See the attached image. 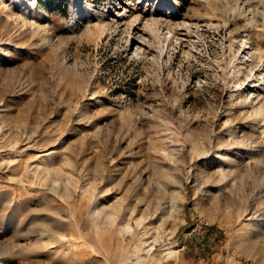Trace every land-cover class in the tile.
<instances>
[{"label": "rangeland", "instance_id": "374dc122", "mask_svg": "<svg viewBox=\"0 0 264 264\" xmlns=\"http://www.w3.org/2000/svg\"><path fill=\"white\" fill-rule=\"evenodd\" d=\"M0 264H264V0H0Z\"/></svg>", "mask_w": 264, "mask_h": 264}]
</instances>
